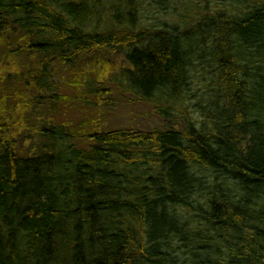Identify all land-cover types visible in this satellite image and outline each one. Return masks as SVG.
<instances>
[{
	"label": "trees",
	"instance_id": "obj_1",
	"mask_svg": "<svg viewBox=\"0 0 264 264\" xmlns=\"http://www.w3.org/2000/svg\"><path fill=\"white\" fill-rule=\"evenodd\" d=\"M143 2L0 0V264H264V0ZM120 88L161 126L101 124Z\"/></svg>",
	"mask_w": 264,
	"mask_h": 264
},
{
	"label": "rangeland",
	"instance_id": "obj_2",
	"mask_svg": "<svg viewBox=\"0 0 264 264\" xmlns=\"http://www.w3.org/2000/svg\"><path fill=\"white\" fill-rule=\"evenodd\" d=\"M152 0H144L143 5L141 7H145L147 4L151 3ZM144 11L141 14L144 18L150 16L153 17L155 12L147 13V10L142 8ZM156 10V9H155ZM146 21H144L145 23ZM108 60L113 64L120 65L123 62V51H115L109 52ZM78 71H86L89 75V95L88 100H94V84L96 79V72L93 71L97 65H94V60H88V58H84L83 60L79 61ZM57 63L55 64V66ZM102 65V64H101ZM104 70H96L98 73H104L103 81H106L107 74L105 73L106 66H104ZM111 72H117L115 67H112ZM65 80H59L58 82L61 83ZM107 82V81H106ZM119 83V82H118ZM123 83V82H122ZM121 84V83H120ZM113 85V84H111ZM43 94V95H42ZM32 91L31 98L35 100V109L36 112H31L28 114L27 118L28 121L31 122L32 125H35V120H45L46 115L45 112L49 107L50 100H45L44 98L47 96V93H42ZM59 95H72L71 91L58 93ZM43 96V97H40ZM71 100L67 101L63 104H56L57 112L53 116V120L56 123H68L70 125L78 124L81 119L83 118L82 113L78 108L77 105L71 104ZM77 103V102H76ZM44 114H43V113ZM33 113V114H32ZM94 117H99V121L101 124H104L106 128H113V127H131L137 130H147L152 127H160L162 121L158 119V117L154 114L153 109L150 104L140 101L136 99L133 95L124 92L123 88H120L117 91H114L110 97V100L107 103V107L105 109H101L100 113L94 115ZM39 125V124H36ZM35 125V126H36ZM33 131V130H31ZM37 138L34 137L29 139V142L36 141Z\"/></svg>",
	"mask_w": 264,
	"mask_h": 264
}]
</instances>
